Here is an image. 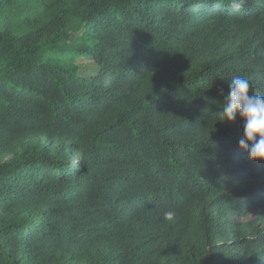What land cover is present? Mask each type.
Masks as SVG:
<instances>
[{
  "label": "trees",
  "instance_id": "16d2710c",
  "mask_svg": "<svg viewBox=\"0 0 264 264\" xmlns=\"http://www.w3.org/2000/svg\"><path fill=\"white\" fill-rule=\"evenodd\" d=\"M236 76L264 0H0V264H264Z\"/></svg>",
  "mask_w": 264,
  "mask_h": 264
},
{
  "label": "clouds",
  "instance_id": "9594fccd",
  "mask_svg": "<svg viewBox=\"0 0 264 264\" xmlns=\"http://www.w3.org/2000/svg\"><path fill=\"white\" fill-rule=\"evenodd\" d=\"M250 88L248 78L233 77L219 115L229 123L239 116L243 124V136L238 142L240 150L247 153L251 162H264V95L250 94ZM174 215L168 211L165 218L172 220Z\"/></svg>",
  "mask_w": 264,
  "mask_h": 264
},
{
  "label": "rangeland",
  "instance_id": "374dc122",
  "mask_svg": "<svg viewBox=\"0 0 264 264\" xmlns=\"http://www.w3.org/2000/svg\"><path fill=\"white\" fill-rule=\"evenodd\" d=\"M77 65L79 67L82 68V73L84 75H88L91 71L94 70V63L89 60V59H83V60H80ZM2 159L4 160H8L9 159V156L7 155H2L1 157ZM230 189V188H229ZM254 216L253 215H249L247 218H241V219H238L239 222H247V221H250V220H253Z\"/></svg>",
  "mask_w": 264,
  "mask_h": 264
}]
</instances>
